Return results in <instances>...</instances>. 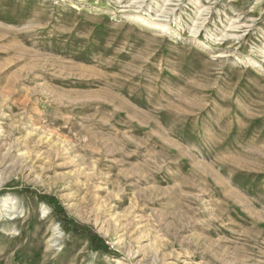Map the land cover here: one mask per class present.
I'll use <instances>...</instances> for the list:
<instances>
[{"label": "rangeland", "instance_id": "obj_1", "mask_svg": "<svg viewBox=\"0 0 264 264\" xmlns=\"http://www.w3.org/2000/svg\"><path fill=\"white\" fill-rule=\"evenodd\" d=\"M6 198L0 264H264V0H0Z\"/></svg>", "mask_w": 264, "mask_h": 264}, {"label": "trees", "instance_id": "obj_2", "mask_svg": "<svg viewBox=\"0 0 264 264\" xmlns=\"http://www.w3.org/2000/svg\"><path fill=\"white\" fill-rule=\"evenodd\" d=\"M53 199H48V205L54 211L55 215L57 216L58 222L62 228V230L66 233H73L75 235H82L88 238L91 242L92 250L95 252H104V253H111L107 246L103 243L102 239L93 233L90 229L86 226H83L69 218L66 217L64 211L58 209L53 204Z\"/></svg>", "mask_w": 264, "mask_h": 264}, {"label": "bare ground", "instance_id": "obj_3", "mask_svg": "<svg viewBox=\"0 0 264 264\" xmlns=\"http://www.w3.org/2000/svg\"><path fill=\"white\" fill-rule=\"evenodd\" d=\"M149 26H151V27H158V28H161V27H165V25H153V24H148ZM237 28V27H236ZM235 29V28H234ZM238 29V28H237ZM13 203V202H12ZM11 202H10V200L8 199V198H6L4 201H3V204L1 205L0 204V211H1V209H3L2 207H5V206H11V208H13L12 210L13 211H15L14 210V204H12ZM5 209V208H4ZM8 209H9V207H8ZM7 209V210H8ZM11 210V209H10ZM11 210V211H12ZM48 210L46 209V208H44V210H43V214H44V216L46 217V216H48L49 215V213L47 212ZM59 228H57V227H55L54 229H53V232L55 233V235L56 236H58V235H60V232H59V230H58Z\"/></svg>", "mask_w": 264, "mask_h": 264}]
</instances>
